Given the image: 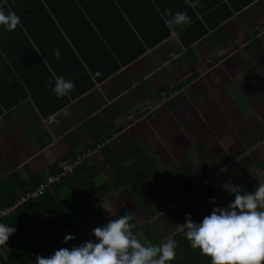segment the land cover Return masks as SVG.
Wrapping results in <instances>:
<instances>
[{"label":"crops","instance_id":"obj_1","mask_svg":"<svg viewBox=\"0 0 264 264\" xmlns=\"http://www.w3.org/2000/svg\"><path fill=\"white\" fill-rule=\"evenodd\" d=\"M223 2L228 0H196L199 10L193 11L198 12L195 20L205 26L203 17L209 8ZM168 10L166 15L171 16L174 7ZM196 28L185 36L200 31ZM140 44L146 46L143 40ZM129 47L135 49L138 43ZM84 68L85 80L73 82L71 90L78 91L75 97L69 93L57 97L53 85L41 83L42 77L47 78L41 69L42 77L37 78L34 92L39 106L29 89L23 95V89L10 85V81L0 89L5 91L1 100L7 104L5 107L0 102V204L18 192L21 182L35 177L42 181L52 175L54 165L58 168L59 162H70L65 157L71 150L76 155L79 150H90L97 126L104 128L113 122L119 124V131L110 137L101 132L96 138L117 152L122 164L134 161L137 174L125 180L116 178L100 151L92 149L86 155L89 169L105 174L103 179L99 174L94 181L92 205L99 212L95 217L102 218L98 225L131 213L129 222L136 228L137 239L147 242L139 229L142 227L149 230L148 244H160L168 237L177 242L173 261L185 257L181 247L200 252L189 246L179 230L185 213H191V219L199 222L214 204L223 206L230 201L232 194L220 188L225 179L239 185L242 193L264 182L260 177L264 174V154L256 155L262 148L258 142L264 141L258 129L264 125L259 119L264 117V0H252L222 21L219 29L208 30L187 45L172 29L158 43L100 81H95L87 66ZM76 73L71 76H80ZM89 80L94 81L91 87L86 86ZM85 87L88 89L80 91ZM14 100L18 102L9 103ZM240 118L244 123L250 120L249 127H234L240 133L225 145L214 125L233 126ZM202 141L204 148L198 152L196 145ZM188 163L193 168L184 179L170 180L171 172H180ZM52 184L48 186L50 190L56 187ZM185 186L188 192L183 190ZM215 187L213 195L206 191ZM131 188L138 189L136 196L141 194L145 199L143 207ZM210 197L215 199L209 200ZM56 199L46 197L41 203L47 205ZM68 215L75 216L74 212ZM70 225L63 229L59 223L55 235L72 233L76 237L74 232L78 230L92 236L91 229L97 226L92 221L76 230ZM21 226L32 233L37 228L35 223ZM8 253L7 247L0 248V256ZM200 256L207 255L200 252Z\"/></svg>","mask_w":264,"mask_h":264},{"label":"trees","instance_id":"obj_2","mask_svg":"<svg viewBox=\"0 0 264 264\" xmlns=\"http://www.w3.org/2000/svg\"><path fill=\"white\" fill-rule=\"evenodd\" d=\"M250 2L252 0H228L212 6L203 17L206 22L204 26L199 20H195L198 12L196 14L193 12L199 10V4L196 3V7L191 8L186 0H0V9L5 13L12 10L20 18V23L11 31L0 26V89L8 85L9 81L10 85L23 89V95H25L24 90L29 89L33 95L32 99L39 106L34 92L37 78L41 76L40 69L47 74V78L41 76L43 85L50 83L54 86L57 77L72 82L82 81L87 77L84 65L88 67L87 70L95 81H100L144 53L147 47L158 43L169 35L172 29L178 32V37L187 45L206 34L208 30L217 27L219 29L222 21ZM211 5L212 3H209L208 7ZM170 6L174 7V13L180 12L178 8L187 16L190 12L189 22L180 26H171V29L165 25L164 20L170 18L165 14V9ZM200 7L204 8L201 5ZM196 26L200 31L185 36L191 29H197ZM78 40L80 43L77 42ZM141 40L146 46L140 44ZM134 42L138 43V47L131 49L129 45ZM54 50L59 52V58L54 54ZM94 50H96L95 56L92 57ZM97 70L99 75H95ZM76 72L80 76H71L77 74ZM93 84L94 81L89 80L86 86L91 87ZM87 87L80 91L88 89ZM4 92L0 91V102ZM68 93L75 97L78 91L70 90ZM21 97L22 95L18 99L20 100ZM13 102L18 100L9 103ZM2 103L7 107L6 103ZM39 109L42 115H46L47 112L42 108ZM1 111L0 106V114ZM119 127V124L113 122L104 128L97 126L98 131H95L92 137L90 150L100 151L113 175L125 180L137 174L134 172L136 163L133 161L128 165L122 164L117 152L111 151L107 143L96 138L101 132L110 137L119 131ZM204 144L202 141L196 145L198 152L203 150ZM82 151L84 152L80 153L79 150V154L76 155L75 151L71 150L65 157L70 163L78 160L79 156L83 159L52 184L53 187L56 185L54 190L46 187L34 198H26L17 203L21 195L33 191L39 185L41 178L35 177L28 182H21L18 192H14L0 204V210L11 208L0 216V223L15 229L9 235L6 245L0 246L9 250L7 255H1L5 264H35L37 254L46 257L60 247L70 248L81 241L93 239L87 232L78 233V230L74 232L77 234L75 239L69 243H62L63 237L55 235V228L59 223L63 229L70 223L72 225L70 227L75 230L87 221H92L94 225L102 223V218L99 220L95 217L99 212L92 205L96 186L94 181L98 180L99 174L86 165L85 154L88 150ZM192 168V164L188 163L180 172H171L170 180L184 179ZM52 169V174L61 171L56 165ZM140 176L144 175L140 174ZM186 187H183V190L188 192ZM131 190L136 196L138 189L131 188ZM46 197H57V199L53 203L43 205L41 202ZM136 201L143 207L142 201L145 199L141 194L136 196ZM69 212H75V216L68 215ZM71 217L74 218L72 222ZM23 223L27 226L35 223L37 225L35 233L21 229ZM139 229L148 238H146L148 242L149 230L142 227ZM135 230L136 228L133 227V234ZM138 240L147 243L144 238L140 237ZM181 249L185 257L183 259L181 257L177 262L172 259L168 264H210L209 256L202 257L197 250L191 252L183 247ZM261 264H264V261Z\"/></svg>","mask_w":264,"mask_h":264},{"label":"clouds","instance_id":"obj_3","mask_svg":"<svg viewBox=\"0 0 264 264\" xmlns=\"http://www.w3.org/2000/svg\"><path fill=\"white\" fill-rule=\"evenodd\" d=\"M189 7H196V0H186ZM169 10L165 9V14ZM185 12L172 13L165 25L187 24ZM20 23L12 10L0 9V26L11 31ZM59 58V52L54 50ZM99 71L95 75H99ZM71 80L57 77L52 91L57 97L64 96L73 88ZM222 191L232 194L225 205H213L199 222L185 213L180 224L189 246L199 248L210 257V264H261L264 261V183L252 191L241 192L239 185L230 179L220 185ZM210 197L209 200H214ZM131 213L109 219L91 229L93 239H87L69 247L53 250L48 256L36 255L35 264H168L174 258L176 241L168 237L160 244L141 243L133 234ZM14 227L0 223V246L6 245ZM75 239L72 233L65 234L62 243Z\"/></svg>","mask_w":264,"mask_h":264},{"label":"rangeland","instance_id":"obj_4","mask_svg":"<svg viewBox=\"0 0 264 264\" xmlns=\"http://www.w3.org/2000/svg\"><path fill=\"white\" fill-rule=\"evenodd\" d=\"M245 112L247 113L248 111L245 110ZM259 119H260L261 122H264V117H260ZM249 125H250V120H249L248 123H244L242 121V119L240 118L238 120V122L236 124H234L233 126H230V125L229 126H227V125H214V129H215V132L218 134L219 140L223 141L225 145H228V144L232 143L235 140L236 135L238 133H240V132L236 131L234 129V127L235 128L238 127L239 130H241V129L242 130H247L246 128H248ZM197 128H198V126H197ZM254 128L256 129L255 125H254ZM258 129H260V135L264 136V125L258 126ZM246 134H249V132H246ZM258 144H262V148H260V149H258V151H256V155H258V153H263L264 154V141H259ZM91 151L92 150H88L86 152V155L89 156L91 154ZM237 159H240V157H238ZM255 159L258 161V159L256 157H255ZM88 161H89V159H88ZM259 166L262 167L263 165L259 162ZM249 171H250V169H248V172ZM99 174H100V178L103 179L102 177L105 176V174H101L100 172H99ZM260 177L262 179H264V174H262ZM257 183H261V182L257 181ZM210 186H211V184H210ZM215 190H216V187L214 189H212V188H208L207 189L206 188V191L207 192H211V195H213L215 193ZM218 192H220V190ZM74 214H75V212H74Z\"/></svg>","mask_w":264,"mask_h":264},{"label":"built area","instance_id":"obj_5","mask_svg":"<svg viewBox=\"0 0 264 264\" xmlns=\"http://www.w3.org/2000/svg\"><path fill=\"white\" fill-rule=\"evenodd\" d=\"M85 156H86V154H85ZM82 159H83V157L79 156L78 160L73 161L71 163L70 162H59L58 167L61 169V171L59 173L48 175L45 178H43V180L39 183V185L33 191H30V192H27V193L21 195L20 199L17 200V203L20 202L21 200L26 199V198H34L35 196H37L38 194L43 192V190L46 187L50 186L55 181L59 180L60 176H63L66 172L71 171L73 169L74 165ZM10 209L11 208L0 210V216L5 214Z\"/></svg>","mask_w":264,"mask_h":264},{"label":"water","instance_id":"obj_6","mask_svg":"<svg viewBox=\"0 0 264 264\" xmlns=\"http://www.w3.org/2000/svg\"><path fill=\"white\" fill-rule=\"evenodd\" d=\"M0 264H5L1 256H0Z\"/></svg>","mask_w":264,"mask_h":264}]
</instances>
